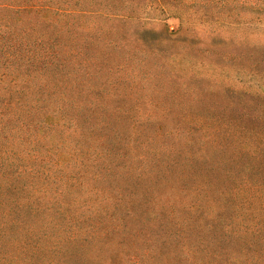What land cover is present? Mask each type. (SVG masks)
<instances>
[{"label":"trees","instance_id":"1","mask_svg":"<svg viewBox=\"0 0 264 264\" xmlns=\"http://www.w3.org/2000/svg\"><path fill=\"white\" fill-rule=\"evenodd\" d=\"M155 1L199 30L147 25ZM257 14L245 0H0V264H264V127L205 101L226 92L222 73L257 70L219 25Z\"/></svg>","mask_w":264,"mask_h":264},{"label":"rangeland","instance_id":"2","mask_svg":"<svg viewBox=\"0 0 264 264\" xmlns=\"http://www.w3.org/2000/svg\"><path fill=\"white\" fill-rule=\"evenodd\" d=\"M192 1V0H189ZM244 1V0H239ZM256 4L258 7H264V0H245ZM143 20L146 21L147 25H152L153 23L165 25L171 31L178 30L181 26L186 27L188 31L199 30L200 28L198 21L193 18L191 13H186L185 10H178L173 12L171 8L162 2H153L146 5L141 13ZM230 23V24H229ZM219 25L221 30L229 32L231 34L237 33L238 36L242 37L247 46L251 49H255L257 54V70L255 73L248 72V70L240 71L239 73H222L220 80L228 83V87L224 90L218 92L217 94L207 96L205 100L208 104L217 103L220 104V109L231 118L232 121L239 125L240 127H247L253 129H259L264 127V123L261 120H253L255 115H257L258 109L264 103L263 95L257 96L259 93V84L263 80H259V74L264 71V15H250L249 17L233 16L230 19L222 20ZM235 26L233 30L232 26ZM254 44V45H253ZM250 45H253L252 47ZM233 48V47H232ZM228 72V69H225ZM240 94L244 95L243 97ZM231 100V102H228ZM231 103L234 109L225 108L226 103ZM246 114V115H245ZM247 156L243 155L240 157L239 161H243ZM220 169L214 168L210 175L214 178L217 176L223 177L229 170L227 165L217 166ZM234 171V177L243 178V171L239 170L238 165L232 170ZM227 183V181H225ZM241 187L238 185L236 189ZM243 187V186H242ZM241 191L243 192H257V188L252 186H247ZM258 218V215H257Z\"/></svg>","mask_w":264,"mask_h":264}]
</instances>
